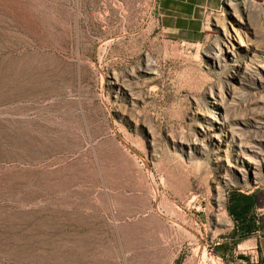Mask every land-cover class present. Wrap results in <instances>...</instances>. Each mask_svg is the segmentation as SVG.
<instances>
[{"label":"rangeland","instance_id":"374dc122","mask_svg":"<svg viewBox=\"0 0 264 264\" xmlns=\"http://www.w3.org/2000/svg\"><path fill=\"white\" fill-rule=\"evenodd\" d=\"M182 1L0 0V264H258L264 0Z\"/></svg>","mask_w":264,"mask_h":264},{"label":"crops","instance_id":"0c3cea01","mask_svg":"<svg viewBox=\"0 0 264 264\" xmlns=\"http://www.w3.org/2000/svg\"><path fill=\"white\" fill-rule=\"evenodd\" d=\"M168 1H172V0H168ZM207 1L208 0H195V1L183 0L182 4L187 6V13L189 14V16L191 15L193 17L194 11L196 7L200 5V2L201 4H203L206 3ZM191 5H192V11H191ZM243 240H244L243 243L250 242L251 240H253L254 245H250L247 248L248 253L252 254L254 258L256 257L258 264H264V233L261 231L260 225L256 224V221L255 223L253 222V227L249 235L245 237ZM93 264H97V262L95 261ZM101 264H135V263L133 261H127L125 260V258H123V260H120L118 258L117 260L115 259V261L110 259L103 261Z\"/></svg>","mask_w":264,"mask_h":264},{"label":"bare ground","instance_id":"6f19581e","mask_svg":"<svg viewBox=\"0 0 264 264\" xmlns=\"http://www.w3.org/2000/svg\"><path fill=\"white\" fill-rule=\"evenodd\" d=\"M146 68L148 69V71H150V67H148V66H146ZM216 123H218V124H221V122L219 121V120H216ZM252 149V148H251ZM252 152H254V153H256V155H257V153L259 154V152H257L256 150H252ZM255 155V154H254ZM247 160H248V162H250V163H252V164H256V165H258V162H259V158H258V156H247V157H245ZM262 160V159H261Z\"/></svg>","mask_w":264,"mask_h":264},{"label":"trees","instance_id":"16d2710c","mask_svg":"<svg viewBox=\"0 0 264 264\" xmlns=\"http://www.w3.org/2000/svg\"><path fill=\"white\" fill-rule=\"evenodd\" d=\"M250 227H251V224H250Z\"/></svg>","mask_w":264,"mask_h":264}]
</instances>
